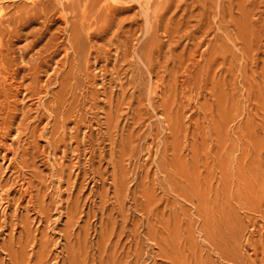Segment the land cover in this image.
I'll use <instances>...</instances> for the list:
<instances>
[{"label":"rangeland","instance_id":"1","mask_svg":"<svg viewBox=\"0 0 264 264\" xmlns=\"http://www.w3.org/2000/svg\"><path fill=\"white\" fill-rule=\"evenodd\" d=\"M54 1H2L0 264H264V0H119L90 57Z\"/></svg>","mask_w":264,"mask_h":264},{"label":"bare ground","instance_id":"2","mask_svg":"<svg viewBox=\"0 0 264 264\" xmlns=\"http://www.w3.org/2000/svg\"><path fill=\"white\" fill-rule=\"evenodd\" d=\"M2 1L3 0H0V18L1 17H3V13H5L4 12V7H1L2 6ZM4 1H6V0H4ZM8 1V0H7ZM14 2H15V0H13ZM17 1V0H16ZM19 1V0H18ZM27 1H29V2H31V3H33L32 5H34V2L36 1V0H27ZM91 1V0H90ZM94 3H95V1L97 2L96 4L97 5H95V6H93L92 7V9H89V5L90 4H88L87 3V0H55L54 2H55V4L54 5H56L57 7H56V11H57V13L59 14V18L57 19L58 21H56V22H59V23H61L62 25H63V28H62V33H65L66 32V30H67V28H70V26H69V24H70V22H72V21H70L69 22V19L71 20L72 18L74 19L73 21H75V22H73V23H71V28L73 29V28H76V29H74V30H76V32L74 31V32H71L72 34L74 33H76L75 35H77V37L79 38L78 39V43L79 42H81V49L83 48V51L85 50V49H87V47H89L87 50L89 51V55H87L86 54V56H91L92 54H90V50L91 49H94V44L95 43H93V40H95V39H97V36H98V34L97 33H101L102 32V29H101V32H98L99 30H95V32L93 31V29H94V16L91 14V12H90V10H96V11H94V13L96 12V14H97V16H100V17H98V18H104V21H105V23H106V30H108L109 29V27H110V21H111V19H112V16L114 17V14L116 15V13L115 12H119V11H121V10H123V11H125V9H127V8H124V7H121V6H118V7H121V8H117L116 6H115V4L117 3V1L119 2V0H92ZM136 1H141V0H136ZM9 2H10V0H9ZM53 2V3H54ZM123 2V1H122ZM6 3V2H5ZM126 3V2H125ZM136 3V2H135ZM140 3V2H139ZM139 3H136V4H138L139 5ZM30 4V3H29ZM28 4V5H29ZM123 4H124V2H123ZM127 4V3H126ZM39 5V4H38ZM41 5V4H40ZM125 5V4H124ZM124 5H122V6H124ZM142 5V4H141ZM53 6V5H52ZM47 8V7H46ZM139 8H140V6H139ZM34 9V8H33ZM43 11V10H42ZM68 11H71V12H68ZM33 12V11H32ZM72 13H74L73 14V17H72ZM76 13V14H75ZM68 14H71V17L72 18H70L69 16L70 15H68ZM96 14H94V15H96ZM54 15V14H53ZM33 16V15H32ZM91 16H93V17H91ZM5 17V16H4ZM3 17V18H4ZM16 18V17H15ZM31 18V17H30ZM14 19V18H13ZM24 19H26V18H24ZM34 19V18H33ZM94 20L93 22H92V20ZM0 20H2V19H0ZM4 20V19H3ZM29 21V20H28ZM27 21V22H28ZM113 21V20H112ZM2 22V21H1ZM46 22H48V20L46 21ZM51 22H55V20H53L52 19V21ZM50 22V23H51ZM55 22V23H56ZM101 22H103V21H101ZM49 23V22H48ZM75 23V25H76V23H77V25L76 26H74L73 24ZM96 23V22H95ZM99 23V22H98ZM104 23V22H103ZM19 24V23H18ZM29 24V23H28ZM53 24V23H52ZM44 25H46V24H44ZM96 25V24H95ZM112 25V24H111ZM118 25V24H117ZM121 25V24H120ZM48 26V25H47ZM69 26V27H68ZM74 26V27H73ZM97 26V25H96ZM104 26V25H103ZM46 27V26H45ZM49 27V26H48ZM99 27H100V25H99ZM96 28V27H95ZM122 28H124V27H122ZM46 29H47V27H46ZM45 29V30H46ZM72 29H69V30H71L72 31ZM97 29H98V27H97ZM103 29H104V27H103ZM119 29V28H118ZM6 30V29H5ZM41 30V29H40ZM106 30L104 29L103 30V33H105L106 32ZM120 30H122V29H120ZM119 31V30H118ZM137 31H138V29H137ZM136 31V32H137ZM122 32V31H121ZM103 33H101L102 35H103ZM116 33V32H115ZM73 34V35H74ZM140 34V33H139ZM10 35V34H9ZM136 35V34H135ZM4 37V36H3ZM76 37V36H75ZM99 37V36H98ZM9 38V37H8ZM15 38V37H14ZM4 39V38H3ZM80 40V41H79ZM136 40V39H135ZM1 41V40H0ZM3 41V40H2ZM9 42V41H8ZM64 42V41H63ZM93 43V44H92ZM2 44V43H1ZM50 45V44H49ZM53 45V44H52ZM56 45H57V43H56ZM56 45H54V46H56ZM72 46V45H71ZM87 46V47H86ZM98 46V45H97ZM121 46V45H120ZM108 47V46H107ZM111 47H113V46H111ZM110 47V48H111ZM122 47V46H121ZM70 48V47H69ZM53 49V48H52ZM105 49V48H104ZM112 49V48H111ZM114 49V48H113ZM4 50V49H3ZM66 50V49H65ZM65 50H64V52H65ZM69 50V49H68ZM109 50V49H108ZM57 51V50H56ZM93 51V50H92ZM112 51V50H111ZM66 52H68V51H66ZM102 52H103V50H102ZM105 52V51H104ZM108 52V51H107ZM110 52V51H109ZM95 53H96V59H97V54L99 55V56H101V54H100V52L97 50V51H95ZM122 53V52H121ZM66 54V53H65ZM107 54V53H106ZM41 56V55H40ZM111 57V56H110ZM14 58V57H13ZM52 58V57H51ZM95 58V57H94ZM100 57H98V59H99ZM39 59V58H38ZM42 59V58H41ZM100 59H102V58H100ZM99 59V60H100ZM106 59V58H105ZM96 63V62H95ZM98 63V62H97ZM103 63H104V61H103ZM106 63H108V62H106ZM12 65H13V63H12ZM1 67V66H0ZM103 67V66H102ZM107 67V66H106ZM30 68V67H29ZM87 68V67H86ZM104 68V67H103ZM80 69V68H79ZM15 70H17V69H15ZM127 70V69H126ZM115 71V70H114ZM126 72V71H125ZM6 74V73H5ZM16 72H15V74L13 73V78H15V76H16ZM7 76V75H6ZM11 76V77H12ZM98 76V75H97ZM118 76V75H117ZM3 77V76H2ZM95 77V76H94ZM104 77V76H103ZM1 78V77H0ZM3 79H5V78H3ZM8 79V78H7ZM95 79V78H94ZM106 79V78H105ZM15 80V79H14ZM22 80V79H21ZM4 81V80H3ZM16 81V80H15ZM15 81L14 82H12V83H15ZM5 83L7 82L6 81V79H5V81H4ZM23 82V81H22ZM9 86V85H8ZM12 87V86H11ZM20 89V88H19ZM64 98V97H63ZM125 99V98H124ZM123 118V117H122ZM124 227V226H123ZM126 230V229H125ZM136 231H137V229H136ZM137 233H138V231H137ZM140 234V233H139ZM130 236V235H129ZM134 237V236H133ZM43 254V253H42ZM139 256V255H138ZM46 258V257H45ZM139 258V257H138ZM49 260V259H48ZM47 260V261H48ZM41 261V260H40ZM44 263V262H43ZM125 263V262H124ZM41 264H42V262H41ZM45 264H46V262H45ZM139 264V263H138Z\"/></svg>","mask_w":264,"mask_h":264}]
</instances>
